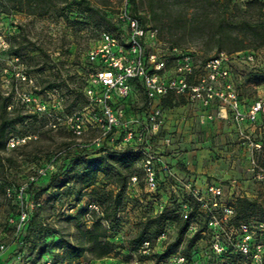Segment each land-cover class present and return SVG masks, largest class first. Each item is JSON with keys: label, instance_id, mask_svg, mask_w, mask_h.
<instances>
[{"label": "rangeland", "instance_id": "obj_1", "mask_svg": "<svg viewBox=\"0 0 264 264\" xmlns=\"http://www.w3.org/2000/svg\"><path fill=\"white\" fill-rule=\"evenodd\" d=\"M78 1L54 0L48 5L45 0H31L13 6L0 0V244L6 246L0 254V264H59L54 252L61 253L67 241L79 238L78 223L89 227L92 218H101L102 212L111 214L119 194L115 180L124 183L109 229L108 240L115 249L108 257L91 259L87 255L77 264H176L175 256L185 257L187 262L181 264H192L196 254L198 264H249L242 256L211 253L213 234L187 187L188 183L194 184L197 176L206 182H220L223 202L231 204L235 212L238 198L264 202V182L256 181L251 174L248 142L238 134L234 123L219 120L215 110V120L206 123L199 119L196 104L179 97L162 100L165 124L152 143L159 145L173 176L162 174L156 192L145 190L140 160L129 157L135 152L129 151L133 146L124 143L121 129L107 142L109 145L104 144L113 152L105 161L107 174L99 173L93 187L85 189L80 184L81 150L93 151L87 159L106 155L98 152L99 147L90 146L100 134L95 122L78 137L72 133L67 118L80 112L87 125L91 111L83 110L85 99L81 94L91 70L86 54L101 31H116L115 19L125 0H108L100 6L102 12L92 6L103 0H90L87 6ZM247 1L234 0L231 4L243 11ZM171 6L172 0H135L137 14L158 30L163 41L196 52L198 59L217 53V44L222 45L220 51L236 56L232 59V77L239 91L251 99L264 95V77H259L262 84L258 83V76L264 75L260 38L239 32L248 48L229 53L225 38L209 36L210 27L215 26L210 21L194 30H178L184 9L177 6L173 12L168 11ZM187 10L192 14V8ZM232 19L236 26L242 25L241 13L232 12ZM251 52L255 54L254 61L246 62L244 58ZM168 100L172 106L166 105ZM142 102L140 93L126 102L128 118L142 115ZM3 120L9 122L4 130ZM252 129H246L248 133L252 131V140L261 142V150L254 157L264 166V117ZM167 138L169 144H165ZM222 171L228 176H223ZM133 175L137 176L134 185L129 183ZM52 176V184L68 182L61 187H47ZM21 188L23 193L19 194ZM21 201L28 218L18 224L11 219ZM83 209L85 213L80 218L73 217ZM159 214L176 215L178 221H166L160 236L135 250L132 242L142 224ZM187 220V230L179 239L178 226ZM235 221L264 222V214L258 212ZM165 249L171 253L161 257ZM204 252L209 254L206 259L201 257Z\"/></svg>", "mask_w": 264, "mask_h": 264}, {"label": "built area", "instance_id": "obj_2", "mask_svg": "<svg viewBox=\"0 0 264 264\" xmlns=\"http://www.w3.org/2000/svg\"><path fill=\"white\" fill-rule=\"evenodd\" d=\"M115 23L116 31H101L95 45L87 51L91 70L81 91L87 99L83 110L91 112L87 125L80 112L76 117L67 118L72 133L79 137L95 122L100 134L90 146L107 147L111 151V146L104 144L114 139L118 129L123 130L124 143L133 146L129 151L140 156L143 186L154 193L162 174L173 176L159 145L152 143L165 124L162 100L173 96L203 109L217 106L216 117L230 119L238 134L248 142L251 174L256 181L264 182V166L254 157V153L261 150V143L254 142L246 130L255 126L264 114V95L252 100L241 95L232 77V59L236 56L220 51L198 59L196 52L166 43L156 28L142 24L130 14L128 0L124 1ZM254 58L251 52L244 59L253 62ZM139 93L143 96L142 115L128 118L126 102ZM213 117L207 115V119ZM169 142L167 138L165 144ZM136 182L137 176H131L129 183ZM187 187L198 211L205 216L207 229L213 234L211 253L242 256L249 264H264V222H236L233 206L223 202L224 191L220 184L209 182L200 189L188 183ZM5 191L10 195L9 188ZM22 193L21 188L19 194ZM26 218L27 211L21 201L11 221L22 224ZM5 248L1 243L0 254ZM198 255L192 258V264L199 263ZM208 256L207 252L201 253L204 259ZM184 261L187 262L183 256L173 257L176 264Z\"/></svg>", "mask_w": 264, "mask_h": 264}, {"label": "trees", "instance_id": "obj_3", "mask_svg": "<svg viewBox=\"0 0 264 264\" xmlns=\"http://www.w3.org/2000/svg\"><path fill=\"white\" fill-rule=\"evenodd\" d=\"M8 3H11L13 6L18 4H23L25 1L29 3L31 0H2ZM48 5H52L54 0H45ZM59 3H64L66 0H57ZM108 0H103L97 2L98 6H92L93 10L96 12H102L101 5H106ZM234 0H172V6L168 11H174L177 6L183 7V12L181 16V24L178 26V30L185 32L188 30H194L203 24L205 21H210L215 26L210 27L209 36L217 37L218 39H226L228 41V52H237L242 51L248 48L246 42L243 38H239L238 33L241 32L244 36H252L261 39L259 46H264V3L259 0H249L246 2L245 10H239L234 4H231ZM78 4L90 5V0H79ZM129 3V12L131 15L136 17L142 24H146L143 17L137 14L135 7V0H128ZM188 8H192V14H188ZM253 10V12H251ZM241 13L243 21L242 25L236 26V22L232 19V12ZM106 17L110 19L111 15L104 10ZM29 14H34L35 12L29 11ZM113 18V17H112ZM116 28V26H114ZM155 28V27H154ZM203 30L205 29L202 28ZM160 36V35H159ZM175 46V45H174ZM222 45L217 44V52L220 51ZM259 77H264L260 75ZM261 78L258 79L259 85L262 84ZM258 85V84H257ZM52 87V85L50 86ZM258 87V86H257ZM239 89L240 87L237 86ZM241 95L246 96L242 92ZM82 96L85 99V105L87 104V99L83 92L81 91ZM248 97V96H247ZM170 98H173L170 97ZM166 98L164 100L170 99ZM168 106H172L171 101L168 100L166 103ZM9 122L3 120L1 129L4 130ZM105 151V152H104ZM98 152L105 153L103 157L99 158H86L88 155L92 154L93 151L83 148L80 152V160L82 161L83 171L80 173V184L83 188L93 187L97 176L99 173L107 174V168L105 165L106 159H108L113 152H110L107 147H100ZM69 157H73V154H70ZM132 159L140 160L139 154H130L129 156ZM117 174L121 175V171L117 168ZM53 176L50 178V182L47 187L50 185H55L54 187H61L66 184L68 181H63L52 184ZM114 183L118 185L117 189L120 192L124 187V183L115 180ZM31 193V190L29 191ZM28 193V194H29ZM117 194L115 200L112 204L111 214L107 211L102 212V217L92 218V223L89 227H81L78 223L76 225L79 238L75 242L67 241V244L62 246V252H54V257L59 259V264H77L80 259L87 257L91 259H102L108 257L113 253L115 247L108 240L109 229L113 225L115 220V215L117 212V207L119 204L120 196ZM264 214V202H254L250 201L247 198H238L237 199V210L235 219H246L250 215H255L257 213ZM85 213V209L77 212L74 218H80ZM162 213V211H161ZM16 215V214H15ZM112 219L109 220V217ZM15 217V216H14ZM71 217V216H68ZM28 218V217H27ZM26 220L23 222L25 223ZM102 220H104L107 225H104ZM166 221H178L176 215L164 216V214H159L152 219L147 220L142 224V227L139 229L138 233L135 235L132 245L136 250L143 243L152 241L160 236L163 225ZM189 225V220L185 221L184 224H179L178 226V237L179 239L185 234L187 227ZM194 241V240H192ZM171 252L168 249H165L161 257H167ZM56 262V261H55Z\"/></svg>", "mask_w": 264, "mask_h": 264}, {"label": "crops", "instance_id": "obj_4", "mask_svg": "<svg viewBox=\"0 0 264 264\" xmlns=\"http://www.w3.org/2000/svg\"><path fill=\"white\" fill-rule=\"evenodd\" d=\"M256 71V70H255ZM254 71V72H255ZM248 100H252L251 98H249V97H247V96H245ZM254 99V98H253ZM195 106H197V105H195ZM198 107V109H197V114L198 115H200V117H199V119L201 120V121H205L206 123H209V122H213L214 120H215V115H214V113L212 112V111H218V108H217V106H212V107H210V108H208V109H203V108H201V107H199V106H197ZM209 114H212L214 117L212 118V119H207V115H209ZM262 117H264V114H262L261 116H260V119H259V121L255 124V126L257 125V124H259V122H260V120H261V118ZM218 118V117H217ZM219 120H221V121H230V122H232L230 119H224V118H218ZM255 126H253V129L252 130H254L255 129ZM252 128V127H251ZM250 131V130H249ZM248 132V131H247ZM250 133V135L252 134V131L251 132H249ZM252 138V137H251ZM256 142H259V143H261L260 141H256ZM185 156H187V154L186 155H184V157ZM182 157V156H181ZM181 157H178L177 159L178 160H180V158ZM170 162V161H169ZM222 174H224L223 176H225V177H227L228 176V172H224V171H222L221 172ZM207 183H209V182H206V181H203V179H202V177H199V176H197V178L195 179V182H194V185L195 186H197V187H199L200 189H204L205 188V186H206V184ZM213 183H217V184H220L221 185V183L220 182H213ZM222 187H223V185H222ZM224 191V190H223Z\"/></svg>", "mask_w": 264, "mask_h": 264}]
</instances>
